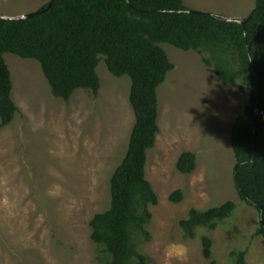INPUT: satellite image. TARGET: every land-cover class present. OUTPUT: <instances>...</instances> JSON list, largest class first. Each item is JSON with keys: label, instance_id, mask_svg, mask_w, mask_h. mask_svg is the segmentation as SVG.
<instances>
[{"label": "rangeland", "instance_id": "rangeland-1", "mask_svg": "<svg viewBox=\"0 0 264 264\" xmlns=\"http://www.w3.org/2000/svg\"><path fill=\"white\" fill-rule=\"evenodd\" d=\"M51 0H0V18L34 14ZM256 0H184L190 11L245 19ZM176 66L159 88L160 133L148 153L146 178L158 197L151 206V241L139 243L149 264H231L233 251L247 250V264H264V241L256 237L260 217L240 200L231 132L249 101L238 86L219 83L204 55L162 44ZM13 79L14 122L0 128V264H100L91 221L111 206V179L125 158L136 119L131 79L114 77L104 60L98 95L78 90L58 99L41 66L7 54ZM1 125V121H0ZM185 152L196 170L182 175ZM178 190L183 200L174 203ZM234 202L235 214L216 231L187 239L181 221L192 209L205 212ZM213 241L212 260L202 237Z\"/></svg>", "mask_w": 264, "mask_h": 264}, {"label": "trees", "instance_id": "trees-1", "mask_svg": "<svg viewBox=\"0 0 264 264\" xmlns=\"http://www.w3.org/2000/svg\"><path fill=\"white\" fill-rule=\"evenodd\" d=\"M162 44L204 55L220 84L249 95L231 132L233 178L241 202L259 214L255 235L264 241V0H256L242 20L190 11L184 0H54L29 18H0V128L18 113L7 54L37 62L54 97L66 102L78 90L98 95L103 60L114 77L131 79L136 122L128 151L111 179L109 210L91 221L100 264H149L139 243L151 241L150 207L158 197L146 167L160 133L158 91L176 69ZM196 167L193 152L183 153L176 165L182 175ZM170 200L180 203L183 192ZM237 208L227 202L205 212L192 209L180 223L184 236L194 240L200 228L216 231ZM202 245L204 258L212 260V239L202 237ZM247 257V250L233 251L231 264H247Z\"/></svg>", "mask_w": 264, "mask_h": 264}, {"label": "water", "instance_id": "water-1", "mask_svg": "<svg viewBox=\"0 0 264 264\" xmlns=\"http://www.w3.org/2000/svg\"><path fill=\"white\" fill-rule=\"evenodd\" d=\"M53 2H54V0H51V2L49 3V5H52ZM32 15H34V14L27 15V16H25V17H23V18H29V17H31ZM18 19H22V18H18Z\"/></svg>", "mask_w": 264, "mask_h": 264}]
</instances>
